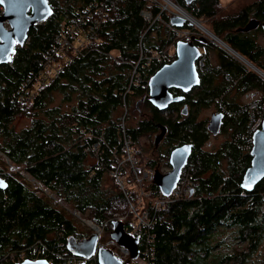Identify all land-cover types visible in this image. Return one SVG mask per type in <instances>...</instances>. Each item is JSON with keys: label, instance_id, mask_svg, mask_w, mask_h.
Returning <instances> with one entry per match:
<instances>
[{"label": "trees", "instance_id": "1", "mask_svg": "<svg viewBox=\"0 0 264 264\" xmlns=\"http://www.w3.org/2000/svg\"><path fill=\"white\" fill-rule=\"evenodd\" d=\"M48 1L52 16L30 31V39L23 46H16L9 63L0 65V151L11 162L8 172L0 167V177L8 184L0 190V264H14L11 255L18 257L23 251L34 259L38 249L43 253L46 246L52 251L58 243H64L72 254L67 248L68 240L82 241L90 236L81 230L83 223L73 212L98 226L116 214L129 212V201L115 178L108 176L118 158L123 157L124 136L132 140L138 155L147 152L140 145L142 138L153 149L151 157L141 160L140 173L148 168L162 172L171 167L173 149L187 143L193 147L186 164L192 169V191L167 203L161 211L143 201L151 227L141 230L139 255L152 248L151 264H264V179L252 192L241 187L252 158L242 150L240 144L244 141L237 135L247 127L248 115L227 116L223 134L230 137L214 150L203 148L210 135L205 121H195L194 116L202 102H193L189 93L183 95V102L189 103L192 110L182 124L175 118L180 113V103L160 110L149 101L143 110L136 103L134 109L139 115L125 124V101L131 107L135 99L148 93L149 79L176 59L175 44L195 36L196 45L203 46L196 28L186 22L183 29L190 35L178 38L175 31L156 19L161 14V19L172 26L173 16L161 13L159 5L149 0ZM90 3L104 4L108 14L97 38L85 37V27L80 24V33L72 41L76 46L78 38H82L88 42L86 48L64 65L58 78L43 75L45 83L40 82L44 85L35 88V96L27 102L29 95L23 94V89L27 84L32 87L27 79L41 69L44 55L58 46L65 28H73L70 19L88 16L85 8ZM176 3L190 17L206 22L217 37L225 36L226 44L264 72V61L259 62L251 52L254 46L246 48L247 44L239 39L246 22L264 12V0L228 10L225 15H219L225 8L222 0H202L198 5H188L183 0ZM143 11L152 14L150 22L143 17ZM172 44L170 61L166 62L168 56L162 61L152 58ZM204 49L209 55L214 47L207 42ZM65 52L71 54L67 49ZM260 53L264 55V48ZM220 54L222 69L238 82L228 83L226 72H222L224 83L211 86L204 74V83L212 89L210 94L216 98L227 89H231L229 95L236 89L238 96L257 92L264 99V78L248 71L235 58ZM136 65L137 78L133 74ZM205 73L211 74L212 66ZM179 91L170 90L174 97L180 96ZM225 102L232 109L244 105L229 98ZM20 116L31 122L16 131L11 125ZM162 127L166 134L157 148ZM94 144L99 145L98 156L92 150ZM22 172L36 179L46 192ZM123 172L126 174V169ZM141 187L154 198H165L153 176L141 186L128 181L126 190L131 201L138 203ZM137 209L141 210L139 205ZM112 230V224L105 227L107 234ZM127 264L137 261L127 260Z\"/></svg>", "mask_w": 264, "mask_h": 264}, {"label": "water", "instance_id": "2", "mask_svg": "<svg viewBox=\"0 0 264 264\" xmlns=\"http://www.w3.org/2000/svg\"><path fill=\"white\" fill-rule=\"evenodd\" d=\"M184 1L190 5L193 1L198 0ZM2 5L4 7V12L0 16V65L9 63L12 60V55L15 53L16 46H23L29 37L30 31L38 23L46 21L53 14L52 6L48 0L47 3H45L44 0H4ZM192 19L200 23L198 20ZM186 21L187 20L182 18L181 15L177 14L175 17H172L171 24L177 28H183ZM188 22L197 25L191 20H188ZM251 22L258 23L256 20H252ZM197 26L202 28L201 24ZM245 30H248V27ZM196 41L197 39L195 36L191 37L190 41H178L175 44L176 59L170 64L163 65L149 79L148 99L154 107L160 110H166L171 104L183 102L184 97H174L170 92L172 89L181 90L184 94H187L200 85L201 76L198 72L196 62L201 55V47L196 45ZM207 41L208 38L206 36L199 39L200 43H207ZM226 45L232 49L228 44ZM232 50L239 58L247 60L237 51L234 49ZM249 63L250 66L264 78V72L253 63ZM142 103L143 100L138 101L137 107ZM183 114H188L187 105L184 106ZM223 116L224 115L220 112L212 114L209 124L207 125V130L213 136L220 133ZM165 134L166 129L162 127V132L156 140V146L163 140ZM191 151L192 145L190 144L176 147L170 154L169 163L171 170L166 173L160 170L155 171L154 182L159 187L163 196L168 197L172 193V190L178 182L182 168L189 161ZM250 156L252 158L251 165L246 170L241 183L242 189L247 192H252L264 179V123L262 128L254 135V146L250 152ZM6 158L8 157L6 156ZM21 174L32 183L36 181V179L31 178L30 175ZM0 181L5 185L4 187H0V190H5L8 187L7 182L1 177ZM112 225L113 230L110 233L111 238L119 245L126 247L130 251V260L136 261L140 254V239L128 234L123 222L115 221ZM95 229H97V225L93 226L94 232L82 241H77L72 238L69 239L67 248L79 257L85 259L92 258L96 253L99 242V235ZM97 258L98 264H127V262L120 260L111 249L100 248ZM20 264L52 263L47 259L40 258L34 261L25 260Z\"/></svg>", "mask_w": 264, "mask_h": 264}, {"label": "built area", "instance_id": "3", "mask_svg": "<svg viewBox=\"0 0 264 264\" xmlns=\"http://www.w3.org/2000/svg\"><path fill=\"white\" fill-rule=\"evenodd\" d=\"M149 1L152 2L153 4L159 5V7L161 8V13L164 11L166 12L171 11L172 4L178 5L176 3V0H149ZM3 12H4V7L2 3H0V16L3 14ZM85 12L88 13V16H83L80 19L75 17L70 19V21L73 23V28L71 27L65 28V31L63 32L64 35L58 41V46L51 48L50 51L44 55V58L46 60L42 65L41 69L36 73V75H34L32 79L30 78L27 79L28 83H32V87L28 86L27 84L23 89V94L29 95L26 98L27 102L32 100L33 97L35 96V88L44 85L43 83L45 82L41 80V77L43 75L48 74L53 79L58 78L59 75L64 70V65L69 64L73 57L81 55V53L83 52L82 48H86V45L88 44L86 40L82 39L80 41V38H78L79 45L76 46H74V41H72V39L75 40V38L80 33L77 31V28L78 26H80V24H83L85 27L84 30L85 37L88 36L90 38H97L96 36L98 33L97 31L101 27L102 22H104L108 16L105 6L102 3L101 4L90 3L85 8ZM142 15L149 22L153 18L152 14L148 11H143ZM160 15L156 17L157 21L162 22L170 30L175 31L177 34L179 33L180 38H184L189 35V32H183V28L179 29L174 27L173 25L172 26L168 25L166 22H164L161 19ZM202 28L205 29L203 25ZM203 33L205 34L206 32L203 31ZM208 34L210 35V37L207 35L208 36L207 38L212 43H216V39L212 37L209 31ZM29 39L30 38H28V40ZM66 49L69 50L71 54L73 53L75 54L74 55L66 54L65 52ZM227 53L229 52L227 51ZM166 56H168V60L166 62L170 61L171 54L168 53L166 50L163 51L162 54L152 55V58H154V60L162 61L165 60ZM63 58H66V60L64 61ZM207 60H208L207 53L201 50V55L196 62L197 69L200 74L205 73ZM137 66L138 65L134 66L133 69V74H136L135 75L136 78L138 76V74L136 73ZM225 80L226 81L231 80L233 81L234 85L237 84V80L233 79L232 76L228 73H226L225 75ZM40 81H42L43 83ZM230 90L231 89H227V93H229ZM23 99L24 97H22L21 101ZM217 104H218V110L226 114L227 116H240L244 114L248 115L249 121L247 127L237 136H239L241 140L244 141L240 144L242 150H245V152L250 153L254 146V135L258 132V130L262 128L264 123V100H253L248 104H244L238 108L232 109L229 108L225 103V94H223L219 98H217ZM125 106H127L126 101H125ZM132 144H133L132 140H130L129 138H125L124 136V144L122 148V155L124 157L118 158L115 165L116 168L110 172L112 177L115 178L117 184H119L120 188L124 191L125 197L130 203L129 212L126 215L116 214L113 218L107 220L102 228L97 226L96 231L99 235V242L94 256L90 259H85L73 253L69 254L66 251V246L64 245V243H58L57 248H54L52 251H49L47 247L43 245L44 246L43 249L45 250L43 251V253H40L41 251L38 249V253L34 257V259L44 258L47 259L52 264H84V263L95 264V262L98 261L97 256L99 249L105 248V249H111L120 260L127 262V260H129L130 258V251L126 247L119 245L114 239L111 238L110 235L105 242H102L101 241L102 230H105V227H107L110 224H113V222L115 221H121L125 224L126 232L131 236L138 238L143 228L151 227L149 212L146 210V206L145 204H143V201L150 202L151 205L154 206L157 211H161L166 208L167 203L180 200L182 196H187L192 191V187H193V175L191 173L192 169L190 166L185 165L180 172L178 182L175 185L174 189L172 190L170 196L165 197L164 199L154 198L150 191H146L145 188L141 187L139 190L138 203L131 201L130 199L131 194L127 193L126 190L127 182L130 180L134 185L141 186L145 182L153 180V176L155 174V171L153 169H145L140 173V171L138 170V164L140 163V160L136 157V154L132 148ZM92 150L96 153L97 156L100 154V148L98 144H94ZM122 169H126V174L122 171ZM126 175L128 176V178L125 177ZM137 205H139L141 210L137 209ZM73 214L76 217L80 216L77 215V212H73ZM151 252H152V248H148V249L146 248L145 251H143L142 255H139V258L136 260L137 264H151V257H150ZM41 255L44 257H41ZM11 258L12 260H14L13 261L14 264H20L24 262L26 259H31L30 257L27 256V254L24 251L21 252V254L18 257H14L13 255H11Z\"/></svg>", "mask_w": 264, "mask_h": 264}, {"label": "flooded vegetation", "instance_id": "4", "mask_svg": "<svg viewBox=\"0 0 264 264\" xmlns=\"http://www.w3.org/2000/svg\"><path fill=\"white\" fill-rule=\"evenodd\" d=\"M201 1L202 0L193 1L192 3H195V4L198 5ZM184 13L186 15H188L185 11H184ZM252 20H256L258 23H255V22L253 23V22H251ZM246 25L248 27V30H245V29H247V27H245ZM245 26H244L245 28L243 29V32L239 33V34H241V36H239V39H243L242 41L247 44L246 48L251 47L253 45L254 46L253 50H251L252 54L255 56V58H257L259 60V62L263 63L264 55H261L260 52H261V49L264 48V44H262L260 42L259 38H260V36L264 37V12L262 14H260L258 17H255V16L251 17L246 22ZM202 47L204 48V44H203ZM203 52H205V51H203ZM220 55H221L220 53L217 54L218 63H217V61L214 60L213 57H209L208 56V61L207 62H208L209 66H212V73L211 74H205V75L208 76V79L211 81V86L216 85V84L222 85L224 83L223 82L222 72H226V70L224 71L222 69V63H221V60H220ZM239 63H241L242 65L245 66V64H243L242 62H239ZM247 63L249 64V62H247ZM248 69L251 70L250 68H248ZM203 77L204 76L202 75L201 76V80H200V85L195 87L191 92H189V95H193V102H200V101L202 102L201 104L200 103L198 104L199 105L198 106L199 112H197L194 115L195 116V121H198L197 116H198V114L200 112H202V110H204V109L211 110V113H210L211 115H209L208 118L205 120L206 129H207V125L209 124V121L211 119L212 114L213 113H218V112L222 113L221 111L218 110V108L217 109L215 108L216 104H217V98H219L221 95L225 94V99L229 98V100H231L233 103H238V102L241 103L243 97L250 98V97H256V96L260 95L257 92H253L251 94L250 93H246L244 95L238 96L237 93H236V89H234L232 91L231 95H229L230 92L227 93V90H225L221 95H219L218 97L215 98V96L210 94V93H212V89L210 88V85L208 83L207 84L204 83ZM237 82H238V80H237ZM212 83H213V85H212ZM212 88H214V87H212ZM172 90H176V89H172ZM173 92H175V91H173ZM148 94H149V91H148V93L145 96L142 97V99L141 98L139 99V101L143 100V103L139 106L140 110H143V109L146 108V106L148 104L147 101H149ZM179 95L183 96L184 95L183 91L180 90L179 91ZM254 100H264V99L257 98V99H254ZM149 103H150V101H149ZM151 105L150 104L148 105L149 109L151 108ZM185 105L188 106V114L187 115L183 114V110H184V106ZM179 109H180L179 110L180 113L176 114L175 118H177L178 122L182 124L188 119V117H189V115L191 113L192 107L187 102H180V108ZM222 114L224 115L223 116V122H222V125H221L220 133L218 135L223 134V130H224L223 128L226 127L225 123H226V120H227V115L224 114V113H222ZM228 131L231 132V128H229ZM207 132H208V130H207ZM209 135H212V134L209 133ZM218 135H216V136H218ZM224 135L226 137L230 136V134H227V133H225ZM161 142L159 143V145L156 146L157 148H160ZM146 149L148 150V157H151V155L153 153V149L150 148V145H148ZM192 151H193V147H192ZM192 151H191V153H192ZM170 170H171V167L170 168H164L162 172L166 173V172H168ZM27 260H33L34 261V260H38V259H27Z\"/></svg>", "mask_w": 264, "mask_h": 264}, {"label": "rangeland", "instance_id": "5", "mask_svg": "<svg viewBox=\"0 0 264 264\" xmlns=\"http://www.w3.org/2000/svg\"><path fill=\"white\" fill-rule=\"evenodd\" d=\"M254 1H258V0H222V2H223V4L225 5V6H227V7H225V8H223L221 11H220V13H219V15H225V14H228V10H231V11H234V10H238V9H240V8H242V7H244V6H247V5H250V4H252ZM168 14H171L173 17H175L176 16V14H178V15H180L179 14V12H178V10L177 9H175V7L174 6H171V11H169V13ZM185 19H188V18H185ZM192 21V20H191ZM186 22H188V20L186 21ZM202 25H203V23H204V27H205V31H206V33L204 34L203 33V31L200 29V27H198L197 25H194V24H192V26H194L195 28H196V35L197 36H199V37H201V36H206V37H210V35L208 34V31H209V33L212 35V37L213 38H215L216 39V43H212V46L214 47V50H215V52L214 53H212V57L214 58V60L215 61H217L218 59H217V52H223V53H225V54H227V55H229V56H231L232 58H235L237 61L239 60L240 62H242L243 64H245V67L247 68H250L251 70L250 71H253V72H255V73H257L256 72V70L255 69H253L252 68V66H250V63L248 64L246 61H245V59L243 60V59H241V58H239L235 53H234V51L232 50V49H230L227 45H226V43L224 42V41H227L226 39H225V36H220L221 38H219V37H217L214 33H213V31H211V29L209 28V26H208V24H206V22H201V21H199ZM203 29V28H202ZM204 30V29H203ZM183 32H188V31H186V30H184L183 29ZM189 35H190V33H189ZM208 35V36H207ZM177 36H178V38H180V36H179V33L177 34ZM187 37V36H186ZM185 38V37H184ZM180 39H183V38H180ZM260 42L262 43V44H264V37H261L260 36ZM82 40V38L80 39V41ZM209 40V39H208ZM224 40V41H223ZM79 41V40H78ZM210 41V40H209ZM211 42V41H210ZM225 50H227L230 54H232V55H230L229 53H227V51H225ZM201 50H203V51H205V49L202 47L201 48ZM166 51L168 52V53H170L171 55L173 54V51H174V45L172 44V45H168V47L166 48ZM75 53H73V54H71V55H74ZM155 55V54H154ZM157 55V54H156ZM171 58V57H170ZM63 60L65 61L66 60V58H63ZM208 61V60H207ZM238 61V62H239ZM61 62V61H60ZM205 74V73H204ZM204 74H201V75H204ZM251 93H253V92H250V94ZM257 98H261V94L260 95H258V96H256V97H250V98H246V97H243V99H242V103L243 104H248V103H250L251 101H253L254 99H257ZM139 99L140 98H138V99H135L134 101H133V106H131V107H128V104H127V106H124V111H123V115H124V119H125V124L127 125L128 124V121H129V118H130V120L132 121V120H134L138 115H139V112L136 110L135 111V104L139 101ZM211 113V110H208V109H204V110H202V112H200L199 114H198V116H197V119H198V122L199 121H205L207 118H208V116L209 115H211L210 114ZM126 116H127V119H126ZM30 122H31V119L30 118H25L24 116H20V117H18V118H16L15 119V121L13 122V125H11V127H14L15 128V130L16 131H20V130H22L23 128H25V127H27V126H29V124H30ZM230 137V136H229ZM229 137H226L224 134H220V135H218V136H212V135H210V136H208V139H207V142H205V144H204V149L205 150H214V149H216L217 147H219L226 139H228ZM147 140L145 139V138H142V140H141V142H140V145L141 146H144L145 148H147ZM132 148H133V151L135 152V154H136V157L140 160V163H141V160H143L144 158L145 159H147V157H148V150H147V152L145 151V155H143V156H141V155H138L137 154V152L134 150V146H133V144H132ZM123 156V155H122ZM124 157V156H123ZM140 163L138 164V167H140ZM7 166H11V162H10V160L8 159V158H6V156H5V154L2 152V151H0V167H2L3 168V170H4V172H8L9 171V168L7 167ZM11 168V167H10ZM148 169H151V168H148ZM122 171H123V169H122ZM162 171H163V169H162ZM24 175L25 174H27V173H25V172H22ZM2 174H4V173H2ZM108 176H110L111 178H112V175L110 174V172L108 173ZM126 178H128V176L126 175L125 176ZM113 179V178H112ZM107 183H108V185H110L109 184V182L107 181ZM128 183V182H127ZM33 184H35V185H39V183L38 182H36V181H34L33 182ZM111 185H113V182H112V184ZM127 185V184H126ZM122 190V189H121ZM122 192L124 193V191L122 190ZM124 195H125V193H124ZM127 199V198H126ZM64 207V206H63ZM77 215L79 216L80 215V213L79 212H77ZM78 219H80V221L83 223V225H81V227H82V231L84 232V233H89L90 235L94 232V230H93V226L94 225H96V224H94L92 221H90V220H86V219H82L81 218V216H79V217H77ZM124 226H125V224H124ZM100 228H102L103 226H99ZM95 231H96V229H95ZM97 232V231H96ZM102 235H101V241L102 242H105L106 240H107V238L109 237V235L110 234H107L106 233V231L105 230H102ZM129 260H130V258H129Z\"/></svg>", "mask_w": 264, "mask_h": 264}, {"label": "bare ground", "instance_id": "6", "mask_svg": "<svg viewBox=\"0 0 264 264\" xmlns=\"http://www.w3.org/2000/svg\"><path fill=\"white\" fill-rule=\"evenodd\" d=\"M171 6H174L175 7V9H177L178 10V12H179V14L182 16V18H188V19H186V20H192L194 23H197L196 21H194L193 19H191L188 15H186L185 13H184V11H183V9L182 8H180L178 5H175V4H172ZM187 13V12H186ZM188 14V13H187ZM197 24H199V23H197ZM200 25V24H199ZM201 28V27H200ZM202 29V28H201ZM203 30V29H202ZM204 31V30H203ZM205 32V31H204ZM246 62H248L247 60H245ZM206 71H209V66H208V62L206 63V68H205V72ZM228 83H232L233 84V81H227Z\"/></svg>", "mask_w": 264, "mask_h": 264}, {"label": "crops", "instance_id": "7", "mask_svg": "<svg viewBox=\"0 0 264 264\" xmlns=\"http://www.w3.org/2000/svg\"><path fill=\"white\" fill-rule=\"evenodd\" d=\"M225 7H227V6H225ZM199 41V40H198ZM207 42H210L209 40L207 41ZM211 44H212V42H210ZM202 44H206V43H202ZM215 52V50H212L211 52H209V57H212V53H214ZM218 53H220V52H217V54ZM217 63H218V60H217ZM248 71H250L248 68H246ZM63 207V206H62Z\"/></svg>", "mask_w": 264, "mask_h": 264}, {"label": "snow or ice", "instance_id": "8", "mask_svg": "<svg viewBox=\"0 0 264 264\" xmlns=\"http://www.w3.org/2000/svg\"><path fill=\"white\" fill-rule=\"evenodd\" d=\"M4 0H0V3H3ZM45 3H47V0H44ZM50 11V10H49ZM5 185L3 184L2 181H0V187H4Z\"/></svg>", "mask_w": 264, "mask_h": 264}, {"label": "clouds", "instance_id": "9", "mask_svg": "<svg viewBox=\"0 0 264 264\" xmlns=\"http://www.w3.org/2000/svg\"><path fill=\"white\" fill-rule=\"evenodd\" d=\"M25 175H28V174H25ZM39 183V182H38ZM42 190H44L46 192V190L44 189V187L40 184L38 185ZM48 192V191H47ZM98 226V225H97ZM27 260V259H26Z\"/></svg>", "mask_w": 264, "mask_h": 264}]
</instances>
